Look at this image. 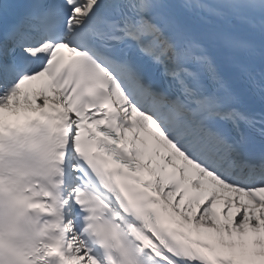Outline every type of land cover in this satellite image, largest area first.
I'll return each mask as SVG.
<instances>
[{"label": "snow or ice", "instance_id": "1", "mask_svg": "<svg viewBox=\"0 0 264 264\" xmlns=\"http://www.w3.org/2000/svg\"><path fill=\"white\" fill-rule=\"evenodd\" d=\"M0 264H264V0H0Z\"/></svg>", "mask_w": 264, "mask_h": 264}]
</instances>
